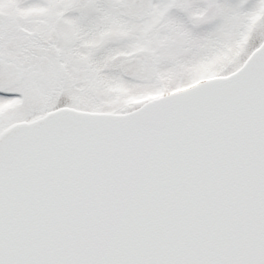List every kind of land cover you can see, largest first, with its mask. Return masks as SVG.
I'll return each mask as SVG.
<instances>
[{
  "label": "water",
  "instance_id": "1",
  "mask_svg": "<svg viewBox=\"0 0 264 264\" xmlns=\"http://www.w3.org/2000/svg\"><path fill=\"white\" fill-rule=\"evenodd\" d=\"M0 264H264V38L128 111L3 128Z\"/></svg>",
  "mask_w": 264,
  "mask_h": 264
},
{
  "label": "rangeland",
  "instance_id": "2",
  "mask_svg": "<svg viewBox=\"0 0 264 264\" xmlns=\"http://www.w3.org/2000/svg\"><path fill=\"white\" fill-rule=\"evenodd\" d=\"M263 36L264 0H0V129L226 74Z\"/></svg>",
  "mask_w": 264,
  "mask_h": 264
},
{
  "label": "trees",
  "instance_id": "3",
  "mask_svg": "<svg viewBox=\"0 0 264 264\" xmlns=\"http://www.w3.org/2000/svg\"><path fill=\"white\" fill-rule=\"evenodd\" d=\"M191 75H192V72H191ZM188 77H190V76H188ZM194 78L195 79H189L187 83L182 84L180 87H178L176 89L187 87V86H189V85H191V84L203 79V78L201 79L199 77H194ZM151 88H153V91H150L151 89L150 90L149 89H145L144 90L145 94L143 96H141L139 98H136V99L127 100L126 103L123 104L124 105L123 108H117V109L112 110V111H116V112L126 111V110H129V109H132V108L136 107L137 105H139L140 103H142L143 101H145L147 99H150L152 97L158 96V95L163 94L165 92H169V90H165L164 87H162L160 90L154 89V87H151ZM176 89H174V90H176ZM12 96L14 97L16 95H6V94L0 93V105H4L5 101H8V98L12 97ZM44 110L45 109H43V111Z\"/></svg>",
  "mask_w": 264,
  "mask_h": 264
},
{
  "label": "flooded vegetation",
  "instance_id": "4",
  "mask_svg": "<svg viewBox=\"0 0 264 264\" xmlns=\"http://www.w3.org/2000/svg\"><path fill=\"white\" fill-rule=\"evenodd\" d=\"M0 63H1V61H0ZM2 70H3V65H2V63H1V71H0V74H1ZM0 93H2V94H6V95H10V93H6V92H3V91H0ZM3 108H4V107H2L0 111H3V110H4ZM42 111H43V110H42ZM42 111H41V113H39V114H37V115H35V116L29 118L28 120H30V119H32V118H34V117H36V116H39L40 114H42ZM43 112H44V111H43ZM7 125H8V124H7ZM5 127H6V126H5ZM5 127H3V128H5ZM3 128H1L0 131H1Z\"/></svg>",
  "mask_w": 264,
  "mask_h": 264
}]
</instances>
